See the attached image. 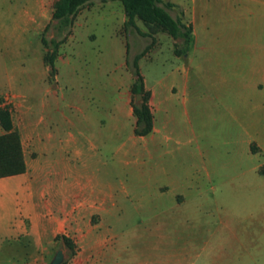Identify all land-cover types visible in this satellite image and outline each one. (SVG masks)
<instances>
[{
  "label": "rangeland",
  "instance_id": "obj_1",
  "mask_svg": "<svg viewBox=\"0 0 264 264\" xmlns=\"http://www.w3.org/2000/svg\"><path fill=\"white\" fill-rule=\"evenodd\" d=\"M56 1L0 0V106L10 108L25 151L33 120L39 125L37 135L53 132V143L69 132L75 134L67 147H51L39 159L61 167L64 176L89 179V189L95 192L112 194L115 208L101 231L105 237L127 242L117 248L127 246L132 255L175 249L183 257L199 251L206 240L209 246L201 254L222 256L212 264H252L251 211L259 179L254 168L262 157L251 150L248 134L241 132L236 121L237 86L219 51L224 33L235 29L231 10L235 0H197L195 4L162 0L172 4L171 15L184 23L191 24L189 19L195 17L199 34V48L191 54L185 105L178 69L186 64V55L175 53L181 39L160 30L151 32L139 19H135L137 28L126 27L119 1L97 0L79 11L57 53L56 82L49 83L41 37ZM44 36L56 37L52 25ZM126 47L130 58L143 53L141 73L162 103L155 113L160 132L152 137L132 135L129 144L137 142L114 154L113 148L132 132V122L122 119L109 136L97 100L105 93L124 102L133 100V79L124 65ZM99 128L104 145L90 149L79 134ZM76 145L83 148L80 155L74 153ZM26 155L32 163L28 151ZM25 190L26 182L18 176L0 185L5 195L0 206L1 264H9L5 248H10L17 264H49L62 249V264H67L77 253V236H70L76 244L72 256L61 240L48 242L45 237L38 248L17 237L20 221L25 219ZM181 201L184 209L170 212L168 208ZM162 209L169 210L164 217L174 218L161 220ZM90 218L91 223L97 222L96 214Z\"/></svg>",
  "mask_w": 264,
  "mask_h": 264
},
{
  "label": "crops",
  "instance_id": "obj_2",
  "mask_svg": "<svg viewBox=\"0 0 264 264\" xmlns=\"http://www.w3.org/2000/svg\"><path fill=\"white\" fill-rule=\"evenodd\" d=\"M196 1L191 0L194 4ZM231 10L235 29L224 33L220 40L219 51L220 54L225 55V62L237 86L236 96L240 109L236 111V121L241 132L248 134L247 142L251 150L262 157L258 166L254 168L255 175L259 176V179L253 191L254 201L251 211V261L252 264H264V0H235V6ZM189 20L192 26L193 44L186 53V64L178 69L183 77L180 89L183 105L188 100L187 77L192 68L191 54L199 48L195 17ZM124 65L126 67L125 61ZM225 77L227 82L228 73ZM143 79L145 88L151 92L149 105L153 114V130L147 136L152 137L160 132L156 125L155 113L162 109V103L156 99L154 88L147 85L144 76ZM97 102H99L97 107L102 109V123L106 120L105 128L110 133L109 136L112 132L114 133L116 127L119 128L122 119L132 122L130 135L113 148L114 154L125 152L128 145H134L137 142L133 144L128 142L132 135L135 136L133 134L135 117L130 103L111 97L108 93L100 96ZM63 118L67 121L71 120L66 116ZM33 121L27 149L33 162L27 161V151L23 147L26 170L20 174L0 177V185L17 176L24 178L26 182L25 219L20 221L19 229L16 231L17 237H25L28 242H33L35 247L39 248L45 237L48 242H51L58 234H65L68 237L77 236V253L67 264H196L199 260L203 261L201 264H212L213 261L222 260L221 255L201 254V250L209 246L206 240L200 245L199 251L183 257H180L175 249H171L170 253L157 255H132L131 249L127 246L123 249L117 248V245H126L127 242L120 243L114 238L105 237L101 231L108 224L107 215L115 208L112 194L95 192L89 189V179L81 176H64V170L61 167L39 159L51 147H58L60 150L67 147L75 141V134L69 132L54 144L53 132L47 131L43 136L37 135L39 125L35 120ZM100 130V128L95 131L83 129L79 135L84 136L90 149H100L105 142ZM135 137L141 138V136ZM82 151V147L75 146L76 155H80ZM4 197L5 195L0 191V206ZM10 198L12 200V196ZM184 207L181 201L168 209L174 213L180 212ZM168 209L160 211L161 220L174 218V216L164 217ZM92 213L97 215L96 223H91ZM5 250L10 255L9 264H17L10 248ZM24 260L26 261V258Z\"/></svg>",
  "mask_w": 264,
  "mask_h": 264
},
{
  "label": "trees",
  "instance_id": "obj_3",
  "mask_svg": "<svg viewBox=\"0 0 264 264\" xmlns=\"http://www.w3.org/2000/svg\"><path fill=\"white\" fill-rule=\"evenodd\" d=\"M97 0H57L53 5L51 22L46 24L41 37V42L46 51L42 60L47 67L49 83H55L57 68L55 65L58 50L71 34L74 21L79 11ZM119 1L124 10L126 27L137 28L135 19H139L151 32L158 30L165 32L173 39H181L179 49H175L177 55H186L193 44L192 26L186 24L179 17H173L170 13L172 4L163 3L162 0H99ZM52 25L56 37L47 39L44 36ZM143 53H137L129 57L128 49L125 51V64L132 76L130 92L133 100L130 102L132 113L135 117L133 134L135 136H147L153 130V114L149 105L151 92L145 88L144 79L139 67V60ZM140 95L139 101L135 96ZM0 177L23 173L26 170L23 146L18 130L14 127L11 110L8 106H0ZM61 240L70 249V256L76 252V244L65 234H58L54 238Z\"/></svg>",
  "mask_w": 264,
  "mask_h": 264
},
{
  "label": "water",
  "instance_id": "obj_4",
  "mask_svg": "<svg viewBox=\"0 0 264 264\" xmlns=\"http://www.w3.org/2000/svg\"><path fill=\"white\" fill-rule=\"evenodd\" d=\"M141 98L140 95H136L135 96V101H139V99ZM65 259V253L62 249H59L54 256L52 257L51 261L49 264H62L63 261Z\"/></svg>",
  "mask_w": 264,
  "mask_h": 264
}]
</instances>
